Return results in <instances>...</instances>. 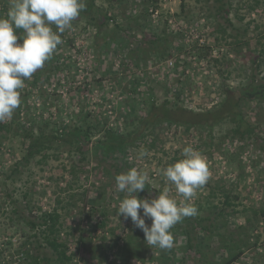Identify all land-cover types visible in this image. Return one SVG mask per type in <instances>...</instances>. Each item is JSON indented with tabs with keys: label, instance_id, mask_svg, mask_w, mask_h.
I'll use <instances>...</instances> for the list:
<instances>
[{
	"label": "rangeland",
	"instance_id": "374dc122",
	"mask_svg": "<svg viewBox=\"0 0 264 264\" xmlns=\"http://www.w3.org/2000/svg\"><path fill=\"white\" fill-rule=\"evenodd\" d=\"M118 1L121 0H97L96 3L113 17L111 28L114 23H119L120 29H125L127 33L120 30L115 34L118 41L94 46L93 37L87 36L88 33L93 35L94 27L84 30V18L77 24L76 20L73 21V28L64 34L74 35L77 49L59 50V61L66 70L62 81H44L41 84V80L33 74L20 90L21 116L64 117L68 108L83 107L111 115L112 121L118 113L134 106L143 113L142 104L146 105L149 99L160 102L169 93L166 86L171 89L172 97L175 94L172 89L179 79H184L186 91L192 92V97L185 103L188 107L196 110L210 108L221 100L214 82L220 83L228 78V84L237 86L245 81L246 72L252 64H246L249 61L248 53L256 56L263 49V45L257 42V35L264 33V4L257 6L255 0H232L240 8L237 14L232 13L231 19L236 27H247L248 30L245 35H239V39L246 42L247 37H251V40L249 44L243 43L240 53L232 51L229 45L222 48V51L230 49L229 56L232 57L234 53L237 60L227 66L223 63L221 73L210 69L214 63L211 57L204 59L198 56L197 59L191 50L195 41L199 44L207 40L214 43L215 30L219 24L225 23L214 16L213 9L200 11L204 4L198 0H186L191 9L178 16L181 0H157V11L149 10L146 14L143 6L149 0ZM9 6L10 0H0V16H7ZM138 17L141 19L135 29ZM153 31L159 33L164 38L163 42L169 45L166 54H162L161 48L155 50L156 46L142 42L144 33ZM133 34L136 36L134 39ZM233 38H228V41H233ZM116 43L127 44L128 48L123 45L117 49ZM179 43L190 50H183L182 55L175 51L170 53ZM65 44L66 41L62 46L65 47ZM218 49V45L213 48L214 56L219 55ZM187 60L186 66L183 65L187 68L185 73L183 67H179V71L173 70L176 63ZM262 71L264 76V65ZM107 75L112 76L111 80H103L101 84L93 82V77ZM135 80H138L136 85ZM81 81H90L91 88L95 89L83 93L77 88ZM243 109L256 128L255 134L264 137V103L244 102ZM229 128L230 124L225 123L210 133L199 127L191 130L167 127L157 128L154 133L148 134L145 142H138L140 145L130 148L127 159L130 169L135 167L149 173L150 183L138 195L148 198L150 190L154 189L153 194L158 196L165 186L172 187L165 184L162 170L181 159L183 148L191 145L206 156L210 171L206 184L198 189L194 197L193 203L198 212L191 219L201 221L209 216L208 220L201 221L202 225L218 221L242 233L241 226L247 224L246 215L264 209V153L258 149L259 144L255 139H233L227 134ZM4 135L0 138V264H23L25 255L21 244L32 234L17 218V213L10 214L7 202L11 198L19 200L20 207H24L26 201H32L37 214H29L31 218L58 206V200L62 201L60 205L63 206H58L62 213L61 237L72 240V264H217L224 255H230L222 250L223 244L214 235L194 229L192 243H201L204 251L201 259L200 253H191L186 234L176 226L171 230L174 235L171 249H152L146 244L143 230L137 228L131 218L125 220L122 215L119 218L116 215L124 193L116 190L115 177L119 173L115 168L112 167L109 173H77L75 178L62 170L67 162V154H61L58 158L40 163L37 158L30 165H20L16 169L17 161L25 154L23 139L13 136V133ZM143 149L150 156L141 158L139 152ZM93 164L96 162L93 161ZM65 188L68 190H63ZM172 192L175 194L174 187ZM223 192L230 195L229 204L224 202L226 198ZM85 194L89 207L94 205L92 207L95 209L83 208ZM92 199H97L98 203L93 204ZM140 214L143 215V209ZM101 219L106 222L104 227L100 224ZM146 223L150 227L152 220L146 218ZM253 225V230L245 235L250 239V248H245L242 257L233 264H264V220L259 226L256 223ZM220 229L224 230L222 227Z\"/></svg>",
	"mask_w": 264,
	"mask_h": 264
},
{
	"label": "trees",
	"instance_id": "16d2710c",
	"mask_svg": "<svg viewBox=\"0 0 264 264\" xmlns=\"http://www.w3.org/2000/svg\"><path fill=\"white\" fill-rule=\"evenodd\" d=\"M96 1L85 0L87 7L76 19L75 24L84 18V30L94 27L93 35H89L90 33L86 34L88 37H93L92 44L94 46L111 44V42L118 41L115 34L123 29H120L119 23H114V27L111 28L113 17L98 5ZM198 2L204 4L203 7H200V11H210L213 9L214 16L223 19L225 23L223 25L219 24L215 30L214 43L207 40L205 43L199 44L195 41L191 50L194 51L193 56L197 59L198 56L204 59L211 57L214 63L210 66V69H216V72L221 73L223 63L227 66L237 60L234 53H232V57L229 56L230 49L222 51V48L229 45L232 51L240 53L243 43L249 44L251 37H247L246 42L244 41L245 39H239V35H245L248 30L247 27L244 29L236 27L234 21L231 19L232 13L235 12L237 14L240 8L232 0H198ZM255 3L258 6L264 4V0H255ZM158 8L159 3L157 0H149L143 6L146 14L150 12L149 10L155 12ZM189 9H191L189 2L181 0V11L177 15L186 14ZM139 19L141 18L138 17L136 20L135 29L139 25ZM123 31L127 33L125 29ZM17 32L19 35L23 34V30H17ZM233 32L236 33L233 34ZM134 37H136L135 34H133V39ZM230 37L234 38L233 41L229 42L228 38ZM74 38V35L66 36L63 33L62 40L63 42L66 41L65 47L62 44L59 45L43 68L34 73L35 78L41 80V84L44 81H49L50 83L62 81L61 77L65 74L66 70L62 62L59 61L60 56L58 53H60V49H74L76 47ZM142 39L138 42L140 43L141 40L142 42L146 41L149 45L156 46L155 50L161 48L162 54L169 52V47H167L169 45L163 42L164 38L159 33H154V31L145 32ZM257 42L261 46L263 45V49L258 51L256 56L252 52L248 53L247 59L249 61L246 64L248 66L250 63L252 64L248 68V73L246 72L245 81L237 86L228 84V78H225L226 81L223 79L220 83L214 82V85H216L215 91L221 100L210 108L196 110L188 107L185 103L188 98L192 97V92H187L185 80L179 79L176 82L177 85L172 89L175 92L172 97L170 96L171 89L166 86L169 93L160 102L155 99H149L146 105L142 104L143 113H140L137 107L134 106L127 111L118 113L112 121L110 120L111 115H104L102 112L88 110L83 107L68 108L64 112V117L55 118L51 117V115L45 118H37L33 116L29 117L30 115L28 116L27 114L28 117L25 118L20 115V104L11 119L0 123V138L4 137L5 133H13V136H19L23 139L25 154L17 161L16 169L20 165H30L37 158H39L38 163H40L42 160L58 158L61 154H67V162L62 170L69 173L70 176H75V178L77 177V173H109L112 167L119 174L127 172L130 169L127 162L130 148L145 142L147 135L154 133L157 128L172 127L178 129L183 127L185 130H191L199 127L202 130L207 129L212 133L215 129L228 123L230 124L229 132H227L229 136L239 141L247 138L255 139L256 143L259 144L258 149L264 153V137L255 134L256 128L249 121L243 109L244 102L258 101L264 103V76H262V66L264 65L263 32L258 33ZM115 45L118 47L117 49H121L124 44L116 43ZM217 45L219 46V55L214 56L213 48ZM125 46L128 48L127 44ZM239 48L240 51H238ZM183 50L189 51L190 48L179 43L178 47L175 46L170 53L175 51L182 55ZM187 63L188 60L181 64L176 63V65L174 64L175 67L173 66V70L179 71L178 68L183 67V65L186 66ZM186 70L187 68L185 67L183 73ZM244 70L246 71L247 69L244 67ZM111 78L112 76L109 75L106 77L95 76L93 77V82L101 84L103 80H111ZM134 83L135 85L138 84V80H135ZM90 85V81H81L77 88L84 93L95 89V87L91 88L92 86ZM125 127L131 129L127 130ZM154 139L152 138V140ZM138 142L140 144H137ZM93 161L96 164H93ZM8 178L12 177L9 176ZM63 190L66 191L68 189L65 188ZM153 192H155L154 189L150 190L148 198L156 197ZM223 194L226 198L224 202L229 204L227 202H230V195L227 192H223ZM9 197L11 196L9 195ZM87 198L88 196L85 194L83 208L95 209V207H92L94 205L89 207ZM97 199H92L91 202L96 204L98 203ZM26 202L24 207L19 206L20 202L17 199L11 198L7 202L10 206V214L14 215L17 213V218L32 232L21 244L25 255V262L23 264H72L73 252L70 250L72 240L70 237L66 239L61 237L63 225L60 223V217L62 213L58 206H63L60 205L62 201L58 200V206L43 211L41 215L33 216V218L29 214L33 215L37 212L34 211L36 205L32 201ZM32 203L34 205H31ZM99 207L97 205L98 209ZM24 208H26L25 211ZM224 210H227V208L224 207ZM214 212L216 211L214 210ZM218 214L220 215L219 212ZM209 218V216L203 217L201 221H206ZM262 220H264V209L255 211L249 216L246 215L247 224L241 226V229L244 230H242V233H237L235 229H230V226L226 227L224 223L218 221L202 225L200 220L191 219V217L184 218L175 226L179 227L186 234L191 253H200L201 259L204 257V251L201 243H192V231L194 229H201L208 234L214 235L217 241L223 244L221 246L222 250L225 253H230V255H224L222 261L217 264H233L242 257L245 248H250V239L245 237V235L247 236L249 231L253 230L254 223L259 226ZM100 224L103 227L106 225L104 219L100 220ZM221 227L224 229L223 231L220 229Z\"/></svg>",
	"mask_w": 264,
	"mask_h": 264
},
{
	"label": "clouds",
	"instance_id": "9594fccd",
	"mask_svg": "<svg viewBox=\"0 0 264 264\" xmlns=\"http://www.w3.org/2000/svg\"><path fill=\"white\" fill-rule=\"evenodd\" d=\"M86 7L85 0H10L7 16H0V123L12 118L22 103L20 90L25 81L51 59L63 43L62 34L73 28V21ZM181 155L162 170L165 184L174 187L175 194L172 187L165 186L158 196L141 198L138 194L150 178L147 171L135 167L115 177L116 190L124 193L116 215L131 218L152 249L173 247L171 230L184 218L197 214L194 197L210 176L207 158L200 150L189 145ZM139 156L150 153L143 149ZM146 218L152 220L150 227Z\"/></svg>",
	"mask_w": 264,
	"mask_h": 264
}]
</instances>
